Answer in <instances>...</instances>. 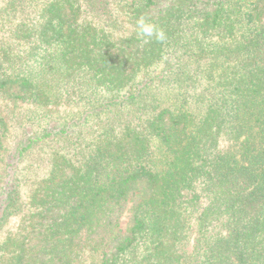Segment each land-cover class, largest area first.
I'll list each match as a JSON object with an SVG mask.
<instances>
[{
  "label": "trees",
  "instance_id": "16d2710c",
  "mask_svg": "<svg viewBox=\"0 0 264 264\" xmlns=\"http://www.w3.org/2000/svg\"><path fill=\"white\" fill-rule=\"evenodd\" d=\"M0 264H264V0H0Z\"/></svg>",
  "mask_w": 264,
  "mask_h": 264
},
{
  "label": "clouds",
  "instance_id": "9594fccd",
  "mask_svg": "<svg viewBox=\"0 0 264 264\" xmlns=\"http://www.w3.org/2000/svg\"><path fill=\"white\" fill-rule=\"evenodd\" d=\"M137 37L142 39L144 43H149L153 40L157 42H164L166 40V33L162 28L144 17L136 21Z\"/></svg>",
  "mask_w": 264,
  "mask_h": 264
},
{
  "label": "rangeland",
  "instance_id": "374dc122",
  "mask_svg": "<svg viewBox=\"0 0 264 264\" xmlns=\"http://www.w3.org/2000/svg\"><path fill=\"white\" fill-rule=\"evenodd\" d=\"M10 226H13V223H11Z\"/></svg>",
  "mask_w": 264,
  "mask_h": 264
}]
</instances>
